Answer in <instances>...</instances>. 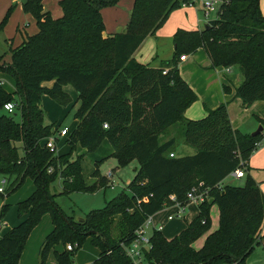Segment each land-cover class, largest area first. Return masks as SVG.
Segmentation results:
<instances>
[{
    "label": "trees",
    "instance_id": "16d2710c",
    "mask_svg": "<svg viewBox=\"0 0 264 264\" xmlns=\"http://www.w3.org/2000/svg\"><path fill=\"white\" fill-rule=\"evenodd\" d=\"M117 1L59 0L63 14L58 19L44 10L43 0L21 4L38 30L10 49V63L0 56V72L15 82L12 93L0 86V107L12 101L21 113L20 121L0 115V174L14 177L7 178L5 194L0 196L7 197L27 178L33 190L16 203L18 214L27 218L0 236V264H17L31 229L45 214L51 218L52 230L40 245L38 264H46L57 244L63 249L53 251V264H74L72 257L87 238L99 249L90 264H130L121 243L130 241L148 216L173 204L170 195L184 202L187 191L200 183L208 195L198 205V214L170 239L153 231L145 258L149 264H244L264 219V195L246 165L260 144L264 120L258 135L242 133L232 127L226 103L206 109L201 118L186 119L183 113L197 96L180 76L177 61L202 47L212 67L238 65L243 80L235 96L243 107L264 100V15L259 0H223L217 19L207 28H178L171 58L158 67L137 61L133 53L147 36L155 35L171 12L194 0H133L126 30L103 35L101 10ZM46 81L50 87L43 85ZM66 85L80 101L74 112L78 122L66 139L70 150L78 145L92 152L107 138L111 156L120 166L132 160L138 163L132 180L82 220L62 210L51 184L62 179V193L67 195L107 187L108 181L94 172L98 180L86 185L82 154L71 160L67 153L56 155L44 145L53 130L44 123L40 97L48 93L58 104L67 105ZM175 124L184 125V143L194 154L169 155H175V140L162 141L160 136ZM238 168L247 172L243 184L222 185ZM213 204L219 211L215 231L210 230ZM5 210L3 205L0 218ZM203 235V245L195 248L194 242ZM67 244L73 249L67 250Z\"/></svg>",
    "mask_w": 264,
    "mask_h": 264
},
{
    "label": "rangeland",
    "instance_id": "374dc122",
    "mask_svg": "<svg viewBox=\"0 0 264 264\" xmlns=\"http://www.w3.org/2000/svg\"><path fill=\"white\" fill-rule=\"evenodd\" d=\"M24 1L25 0H0V23L8 14L6 20L3 22V24L0 25V56H2V62L10 63V49L20 45L27 38V36L35 34L38 30L34 18L30 14L24 13V11L22 10L21 3ZM215 1V9L210 13L208 18L204 17L203 7L200 0H194V3L191 7L187 5V7H180L174 10L172 14L168 16V19L156 34V37H159V41H157L156 45L158 49L162 50V54L167 53L169 40L171 39L172 34L179 27L187 26L188 29L191 28L202 30L204 29L205 25L208 24V22L217 19V11L220 2L218 0ZM42 4L44 10L49 11L52 18L58 19L62 16L63 13L59 4V0H44ZM259 8L262 15H264V0L263 7L259 4ZM9 9L10 12L8 13ZM120 18L122 23H115L114 21H112V19L110 23H105V21L103 20V35L117 33L120 28L126 30L127 24L130 19V11L127 12L126 16L124 13V17L123 14H121ZM198 19H200V22L198 21ZM202 50L200 51L199 56H196L195 59L198 64H201L199 68L204 71L206 70V68H202V64L206 62V54H204L205 52L203 53L204 50ZM223 69V73L227 75L232 80V82L236 83L240 80L242 82L243 77L239 71L237 64H233L231 66H228L227 68L223 66ZM187 70L188 71H184L185 73L179 72L180 76L183 78V74H185V76H188V78L192 80L197 87L204 90L205 94L209 98L214 97L216 90H219L218 81L213 80V85H211V87H208V83L205 82L206 76H202V72H200V74H197L198 69L197 71H195L194 68H189ZM2 74L5 73L0 72V76L4 78L1 87H3L7 92L10 91L9 93L14 92V80L7 74ZM43 85H45L46 87H50L51 82L46 81L43 83ZM63 91L66 92L70 97V102L67 105L58 104L50 97L48 93H43L40 97V106L44 115V123L52 127V137L56 139L55 154L63 155L67 153L69 155L68 158L71 160L82 154L80 166L86 185H91L98 180V178L93 174L94 172H96V176H103L109 169H112L114 173L113 189H111L110 186H107L96 188L93 191L85 193L73 192L67 195L63 194L61 188L62 180L57 179L53 181L50 191L55 195L54 200L56 201V203L68 216L81 218L92 210L102 208L105 204V201H108L115 195H117L134 177V169L138 167V163L136 160H132L127 165L120 166L117 160L111 156L112 147L107 138H103L98 147L92 152H86L78 145L70 150V145L66 142L68 135L59 137L56 131L61 127H68V129H70L71 131L76 126L78 120L74 118V112L78 108L80 101L77 100L76 92L72 88V86H64ZM15 98H17L16 95ZM261 103H263V106H259V104L253 105L252 103L248 107H243L242 105H240V103L237 104L233 101L229 102L228 112H230V114L241 123L240 130L237 128L240 132L252 133L261 124L260 120H264V100H261ZM2 114L13 116L15 121H20L21 118L20 109L18 107L15 108V111L12 114H8L2 107H0V115ZM195 116H197V114ZM201 116L203 115L197 116L196 118H201ZM173 128L175 131V135L177 136L176 138H178V142H180L179 140L184 138V125L175 124ZM186 146L191 150H188V153L185 154H194L195 150L188 145ZM173 149L176 156H184V151L178 148L177 143L174 145ZM246 165L249 167L248 173L252 174L253 177L257 180V182L259 183V188L264 195V132L260 136V144L257 146L256 150L251 153ZM2 177L3 176L0 174V180ZM4 177L9 178L11 181L14 179V177ZM244 179L245 175L243 178H235L232 175H228L222 181V185L230 184L240 186L243 184ZM32 189L33 183L29 178H27L25 179L24 183L13 193L9 194L7 197L0 196V208L3 205H6V210L0 218L1 223L5 222L4 225H1L0 236L4 234L7 229L9 230L12 226L27 218V214H18L16 203L28 197ZM213 205L214 208L218 210V207L215 204ZM197 207L198 206L190 207L188 209V211L186 212L187 221L176 220L169 223L166 222L167 225L162 231L163 236L167 239H170L177 235L182 230V228H184L187 223L192 220L193 216L196 214ZM161 212L162 210L157 213ZM162 222L164 223V221ZM211 226L210 229L212 228ZM51 230V218L48 214H45L31 229L17 264H38V252L40 245ZM204 239L205 236H201L200 238H198L194 242V247L200 248L204 243ZM62 249L63 246L61 244H57L56 246H54V248L47 256L46 264H53L55 261L53 251L55 250L57 252H60L62 251ZM98 254L99 249L95 246H92L90 243V239L87 238L82 246L74 254L72 260L74 264H90L95 258H97ZM244 264H264V219L259 231L257 241L256 243H254L251 252L246 257Z\"/></svg>",
    "mask_w": 264,
    "mask_h": 264
},
{
    "label": "crops",
    "instance_id": "0c3cea01",
    "mask_svg": "<svg viewBox=\"0 0 264 264\" xmlns=\"http://www.w3.org/2000/svg\"><path fill=\"white\" fill-rule=\"evenodd\" d=\"M218 1L221 3L223 0H218ZM200 2H201V5L203 7V0H200ZM193 3L188 5V6L191 7L193 5ZM132 4H133V0H118L115 5L103 8L101 10V14H102L103 20L105 21V23H108V22L110 23L111 19L115 23H122L121 20H120L121 19L120 15L123 14V17H124V13H125V16H126L127 12L131 11ZM259 4H260V6L263 7V0H260ZM182 7H187V5L186 6H182ZM170 14H172V12ZM198 21L200 22V19H198ZM189 27H193V26H189ZM179 28L186 29V30H198V29H191V28L188 29L187 26H183V27H179ZM200 30H198V31H200ZM120 31H123V29L120 28ZM156 34H157V32L155 33L154 36H147L143 40V42L140 44V46L137 48V50L133 53V57L137 61H139L141 63H144V64H148L151 67L160 66V64L163 61H166V60L171 58V56L173 54V51H174V44H173V40H172V37H173L174 33L172 34V37L169 40L168 50H167L166 54H162V50L158 49L156 43H157V41H159V37L158 36L156 37ZM146 42H147V44H146ZM202 49H203L202 47H199L193 53L187 54L185 60H178L177 61L178 70L181 73H185L184 71H188L187 69H189V68H194L195 71H197V69H198L197 74H200V72H202V76H206L205 82L208 83V87H211V85H213L212 81L216 80V81H218L219 90L218 91L216 90V92L214 94V97L209 98L205 94L204 90H202L201 88L197 87L194 84V82L188 78V76L186 77L185 74H183L184 75L183 79L187 82V84L191 87V89L195 92V94L197 96V100L194 101L193 104H191L187 109H185V111L183 113V115H184V117L186 119H195L197 116H200V115L204 116L205 113H206V109H208V108L214 109L221 103H226L227 104V110H228V104L231 101H233V102H235L237 104L240 103V105H241V100L239 98L235 97V90H236L237 86L240 84L241 80L237 81L236 83L232 82V80L227 75H225L223 73V71H222V70H224L223 66H217V67H212L211 66V62H210L209 58L207 57V55H205L206 56V62H204V64H202L203 65L202 68H206V70H204V71L201 70L199 68V66L201 64H198V62H196L195 57L199 56L200 51ZM204 52L205 51H203V53ZM204 54H206V53H204ZM2 75H5V74H2ZM3 79L4 78H2L0 76V86H2ZM8 92H10V91H8ZM254 104H259V106H263V103H261V100H257L255 102H253V105ZM196 114H197V116H195ZM228 114H229V119H230L232 127L236 128V129L238 128L240 130L241 123L236 118H234L230 114V112H228ZM174 126L175 125H172V126L168 127L167 130L165 131V133L160 136V138H161L162 141H166L168 139H174L175 140V144L176 143L178 144V148H180L182 151H184L183 155H186L185 153H188L187 151L191 150V149H188V147L185 145L184 139H181V140H179L180 142H178V138H176L177 136L175 135V131H174V128H173ZM174 154H175V151H174ZM250 175L253 177L252 174H250ZM241 178H243V177H241ZM254 180L257 182V180L255 178H254ZM196 206L193 203L187 204L186 209H185V213H184V217L182 219H173V220H168L167 219L168 214L173 212V210L175 209V207H171V208L162 209L161 213L154 214L153 215V220H154L155 223H161L163 225V228L161 230V233H162V231L166 227L167 223L172 222V221H176V220H186V212L188 211V209L190 207H196ZM197 214H198V207H197V210H196V214L193 216V218ZM210 217H211V223H212V226H211L212 228L210 230L212 231V230H215L217 228V226H218V217H219V212H218L217 209L214 208V205H212L211 208H210ZM162 221H164V223ZM4 224H5V222H2V223L0 222V229H1V225H4ZM184 228H182V229H184ZM205 235H203V236H205Z\"/></svg>",
    "mask_w": 264,
    "mask_h": 264
},
{
    "label": "built area",
    "instance_id": "2783aa9c",
    "mask_svg": "<svg viewBox=\"0 0 264 264\" xmlns=\"http://www.w3.org/2000/svg\"><path fill=\"white\" fill-rule=\"evenodd\" d=\"M216 1L213 0H203V13L204 17L208 18L210 13L214 11L215 9ZM190 5V4H189ZM186 6V5H184ZM187 55H180L179 60H185ZM166 70L163 71L165 73ZM15 103L12 101L5 102L3 104V109L8 113L12 114L15 111ZM105 128L107 127V124L103 125ZM57 135L59 137L67 136L70 133V129L68 127H61L57 129ZM55 140L52 135L49 136L45 141V147L53 151L55 153L56 151V145ZM171 157L175 156L172 153L169 154ZM48 172L52 171V167H49ZM113 171L112 169H109L103 176L108 181L107 185L110 186L111 189L114 188L113 184ZM230 175H232L235 178H241L244 177L245 172L243 169L238 168L234 172H232ZM60 179V178H59ZM62 180V179H60ZM9 180L6 177H2L0 180V193L5 194L6 187L8 185ZM208 195V190L201 187V183L198 186H193L190 188L189 191L186 193V200L184 202L175 201V197L173 195L169 196V199L173 201V204L164 206L165 208H171L175 207L172 213L168 214L167 219L173 220V219H182L184 217L185 209L187 204L193 203L195 205H199L202 203ZM143 200H146L145 198ZM163 225L161 223H155L153 220V215L148 216L145 221L139 225L134 231L133 238L128 241L127 243H121L124 252L126 256L128 257L130 264H149L147 259L145 258V254L151 249L152 243H151V235L153 231H160L162 230ZM67 250H72L73 246L71 244L66 245ZM155 264H170L168 262H157Z\"/></svg>",
    "mask_w": 264,
    "mask_h": 264
},
{
    "label": "water",
    "instance_id": "95a60500",
    "mask_svg": "<svg viewBox=\"0 0 264 264\" xmlns=\"http://www.w3.org/2000/svg\"><path fill=\"white\" fill-rule=\"evenodd\" d=\"M205 28H207V26H205ZM118 32H120V30L118 31ZM263 131V126L260 124L259 126H258V128L255 130V131H253L252 133H250L252 136H256V135H258L259 133H261ZM79 220H82V218H79Z\"/></svg>",
    "mask_w": 264,
    "mask_h": 264
}]
</instances>
